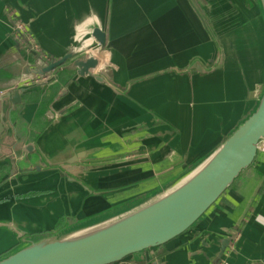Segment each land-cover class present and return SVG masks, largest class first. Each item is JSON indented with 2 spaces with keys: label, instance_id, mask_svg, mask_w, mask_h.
Listing matches in <instances>:
<instances>
[{
  "label": "crops",
  "instance_id": "obj_1",
  "mask_svg": "<svg viewBox=\"0 0 264 264\" xmlns=\"http://www.w3.org/2000/svg\"><path fill=\"white\" fill-rule=\"evenodd\" d=\"M83 24L108 31L105 83L71 62L38 78ZM18 89L7 142L16 131L36 152L0 153V225L34 238L90 226L176 187L255 111L264 15L258 0H0V94ZM17 244L0 228V258ZM120 264H264V146L194 227Z\"/></svg>",
  "mask_w": 264,
  "mask_h": 264
},
{
  "label": "water",
  "instance_id": "obj_2",
  "mask_svg": "<svg viewBox=\"0 0 264 264\" xmlns=\"http://www.w3.org/2000/svg\"><path fill=\"white\" fill-rule=\"evenodd\" d=\"M258 4L264 15V0H258ZM92 38L99 46L95 55L70 53L36 70L35 75L44 78L71 62L68 69L76 71L79 77H92L105 83L99 75L105 72L100 69V63L107 49L108 31L96 28ZM28 91L18 89L0 94V107L4 102L10 104L6 112L0 109V153L11 148L14 155L7 157L9 161L18 158L17 151L25 157L36 152L33 144H17L16 131L13 145L12 140L7 142L10 127L15 128L12 113L22 104V96ZM263 143L264 89L255 111L206 162L176 187L138 209L72 231L34 238L22 235L13 225L2 224L0 228L10 230L17 237L18 248L1 257L0 264H120L147 251L162 249L194 227L216 205L242 172L254 164ZM12 167L10 176L14 177L16 163ZM230 244V241L223 242L218 260Z\"/></svg>",
  "mask_w": 264,
  "mask_h": 264
},
{
  "label": "built area",
  "instance_id": "obj_3",
  "mask_svg": "<svg viewBox=\"0 0 264 264\" xmlns=\"http://www.w3.org/2000/svg\"><path fill=\"white\" fill-rule=\"evenodd\" d=\"M95 23V22H94ZM90 24L91 26L94 25ZM89 24H83L81 26H79L76 30L75 36H74V44L72 46V52L78 54L79 56L81 55H85V54H92L94 52V50L97 49L98 44L96 43V41L92 38V29H89ZM90 26V27H91ZM16 31L18 32V34H20L23 37H27V31L26 28L24 27V25L22 24H18L16 26ZM28 41L31 43L30 45H32V51L33 52H39L38 51V47L36 45H33V42L31 41V39L29 38ZM44 78H40V79H45ZM262 146H264V143L262 144Z\"/></svg>",
  "mask_w": 264,
  "mask_h": 264
},
{
  "label": "trees",
  "instance_id": "obj_4",
  "mask_svg": "<svg viewBox=\"0 0 264 264\" xmlns=\"http://www.w3.org/2000/svg\"><path fill=\"white\" fill-rule=\"evenodd\" d=\"M25 38V37H24ZM26 39V38H25ZM0 185H1V183H0Z\"/></svg>",
  "mask_w": 264,
  "mask_h": 264
},
{
  "label": "rangeland",
  "instance_id": "obj_5",
  "mask_svg": "<svg viewBox=\"0 0 264 264\" xmlns=\"http://www.w3.org/2000/svg\"><path fill=\"white\" fill-rule=\"evenodd\" d=\"M26 40H27V37H26Z\"/></svg>",
  "mask_w": 264,
  "mask_h": 264
}]
</instances>
